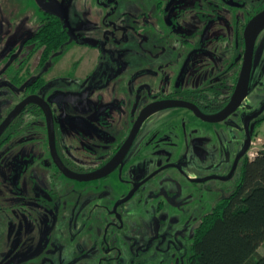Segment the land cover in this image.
<instances>
[{"label":"flooded vegetation","instance_id":"1","mask_svg":"<svg viewBox=\"0 0 264 264\" xmlns=\"http://www.w3.org/2000/svg\"><path fill=\"white\" fill-rule=\"evenodd\" d=\"M172 1L159 2L153 19L142 15L148 35L144 43H76L72 38L49 57L39 43H20L1 58L0 79L9 81L0 80V127L32 96L48 103L54 124L51 129L48 109L31 103L0 137V264H80L88 252L102 264L109 250L103 230L123 229L121 209L163 173L179 172L190 187L186 196L191 201L225 180L221 174L196 179L181 167L185 157L215 156L213 149L220 150L224 141L200 136L193 129L196 120L216 124L173 103H189L206 116L227 107L244 66L247 26L264 11V0ZM152 32L160 42L146 43ZM262 34L255 44L249 90L254 88ZM67 54L73 65L56 74ZM30 62L34 69L21 80ZM59 94L82 98L69 102ZM180 110L196 120H184ZM262 116L251 122L249 133L242 117L243 148L236 161L248 137L253 145ZM231 117L218 124H228ZM247 154L230 172L240 174ZM106 167L113 171L104 178H75ZM181 195L159 198L157 193L148 199H162L161 210L166 202L176 206L173 196ZM189 211H183L185 217ZM159 227L157 223L155 231ZM130 264L142 263L132 259Z\"/></svg>","mask_w":264,"mask_h":264},{"label":"rangeland","instance_id":"2","mask_svg":"<svg viewBox=\"0 0 264 264\" xmlns=\"http://www.w3.org/2000/svg\"><path fill=\"white\" fill-rule=\"evenodd\" d=\"M168 1L0 0V61L13 50L15 52L20 43H24L38 32L46 14L59 16L70 28V34L76 39V43H144L148 35L142 27V15L146 13L153 19L158 3L165 5ZM149 39L146 43L160 42L157 32H152V42ZM261 46L259 62L252 78L254 88L250 90L242 107L229 119L228 124L207 125L196 120L188 111L180 110L184 120H196L193 129L198 131L200 136L204 134L211 140L224 141L220 150L213 149L215 156L185 157L179 161L181 167L196 179H207L211 175L221 174L226 175L225 180L214 182L210 189L207 188L208 190L191 201L186 196V190L190 187L185 178L174 170L163 173L121 209L126 225L123 229L112 227L107 232L106 229L103 230L104 237L107 235L110 251L103 255L108 260L102 264H130L132 259L142 264H170L171 259H175L173 264L187 263L195 230L203 217L211 213L223 197L230 196L236 189L239 170L236 173L230 170L235 165L237 151L243 148L239 126L244 115L260 109L264 104V63H260L264 56V43H261ZM70 57L67 54L62 58L56 74L66 73L73 65L74 60ZM34 66L33 62L28 64L23 70L21 80L33 71ZM2 79L9 81L6 76L0 80ZM200 136L198 137L201 138ZM263 150L264 122L258 127L246 157L254 159ZM157 193L159 198L168 193H182L179 198L173 196L178 207L166 202L160 210L162 199L152 202L148 199L150 195ZM188 203L192 205H187ZM189 209L191 211L185 217L183 211ZM188 216L190 218L187 221ZM157 223L160 227L155 231ZM177 230H180L178 234ZM73 232L77 231L74 229ZM111 246L114 248L111 249ZM261 253L264 254V248ZM87 254L80 264H96L97 258L89 255V252ZM135 254L138 255L134 258Z\"/></svg>","mask_w":264,"mask_h":264},{"label":"trees","instance_id":"3","mask_svg":"<svg viewBox=\"0 0 264 264\" xmlns=\"http://www.w3.org/2000/svg\"><path fill=\"white\" fill-rule=\"evenodd\" d=\"M71 41L64 21L46 14L38 32L24 43H39L38 48H45V56L49 57ZM263 245L264 150L254 159H245L235 191L203 217L188 264H264V257L258 254Z\"/></svg>","mask_w":264,"mask_h":264},{"label":"water","instance_id":"4","mask_svg":"<svg viewBox=\"0 0 264 264\" xmlns=\"http://www.w3.org/2000/svg\"><path fill=\"white\" fill-rule=\"evenodd\" d=\"M174 2H175V0L172 1V4ZM262 33H264V11H262L258 16H256L247 26V29L245 32V38H246L247 43H246V54H245V61H244L243 70H242V73H241V76L239 79V83L237 85V88H236L234 95L232 96L227 107L221 113L214 115V116H206V115L202 114L200 111H198L196 107L189 105V103H184V102L173 103V106L188 107L191 110H193L198 115V117L203 119L205 122L212 123V124H218V123L224 122L229 117L236 114L237 111L242 107V105L246 101V99L249 95V92H250L249 88H250V82H251V75H252V71H253V67H254L253 61H254L255 44H256L257 38ZM260 49H262V46L260 47ZM259 52H260V50H259ZM255 68H256V66H255ZM57 97H59L63 100L69 101V102H73L75 99H81L82 98L81 95H75V94H68V95L59 94ZM54 101L60 102L56 99ZM31 103L42 105V107H44L45 109H48V111H47L48 115L47 116L49 118L50 128L52 129L54 121H53L52 114L50 112L48 103H46L45 101H43L42 99H40L37 96H32V97H29L28 99H26V101H24L22 104L17 106L15 108V110L8 116V118L6 119L4 124L0 127V137L6 131V129L9 127V125L15 120V118ZM263 114H264V104L253 115L246 116L245 118L243 116L247 133L250 132L251 122L255 119H258ZM144 116H145V112H143L141 117L138 119V121L135 125V128H134V131H133L134 133L137 132L139 125L141 124ZM131 140H132V137H131ZM52 147H53V151L55 152V148H54L55 145H54L53 141H52ZM250 147H251V138L248 137L246 144H245V147H244V150L239 155V157L236 161V166L239 163V161L241 160V158H243L248 153V151L250 150ZM112 171H113L112 168L106 167L103 171H101L95 175L83 176V177L79 176V177H75V178H77L80 181L89 182V181L104 178L107 175H109Z\"/></svg>","mask_w":264,"mask_h":264},{"label":"crops","instance_id":"5","mask_svg":"<svg viewBox=\"0 0 264 264\" xmlns=\"http://www.w3.org/2000/svg\"><path fill=\"white\" fill-rule=\"evenodd\" d=\"M264 248V245L260 247V249L258 250V254L264 257V254L261 253V250Z\"/></svg>","mask_w":264,"mask_h":264}]
</instances>
